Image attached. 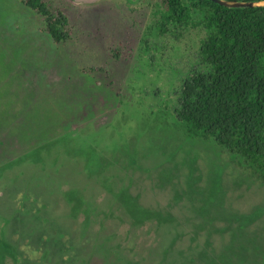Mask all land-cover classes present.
Masks as SVG:
<instances>
[{"label": "rangeland", "instance_id": "obj_1", "mask_svg": "<svg viewBox=\"0 0 264 264\" xmlns=\"http://www.w3.org/2000/svg\"><path fill=\"white\" fill-rule=\"evenodd\" d=\"M47 2L72 40L0 0V264H264V170L176 115L204 12Z\"/></svg>", "mask_w": 264, "mask_h": 264}, {"label": "trees", "instance_id": "obj_2", "mask_svg": "<svg viewBox=\"0 0 264 264\" xmlns=\"http://www.w3.org/2000/svg\"><path fill=\"white\" fill-rule=\"evenodd\" d=\"M21 2L44 19L43 30L55 44L72 40L63 11H52L47 0ZM162 4L158 20L162 34L171 24H195L193 8L204 12L201 24L208 29L201 46L208 70L194 72L184 81L177 118L191 131L213 138L264 170V5L227 7L213 0H162ZM33 113L34 109L28 115ZM25 118L19 117L23 127L30 123ZM16 132L12 130L7 141L17 142Z\"/></svg>", "mask_w": 264, "mask_h": 264}, {"label": "water", "instance_id": "obj_3", "mask_svg": "<svg viewBox=\"0 0 264 264\" xmlns=\"http://www.w3.org/2000/svg\"><path fill=\"white\" fill-rule=\"evenodd\" d=\"M76 2L91 3L97 0H75ZM221 5L227 7H252L264 5V0L262 1H243V0H213Z\"/></svg>", "mask_w": 264, "mask_h": 264}]
</instances>
